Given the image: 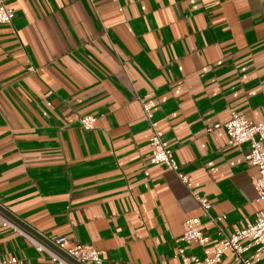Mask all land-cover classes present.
<instances>
[{
	"label": "crops",
	"instance_id": "0c3cea01",
	"mask_svg": "<svg viewBox=\"0 0 264 264\" xmlns=\"http://www.w3.org/2000/svg\"><path fill=\"white\" fill-rule=\"evenodd\" d=\"M2 1L14 17L0 23V206L24 225L0 209V260L77 264L45 240L65 236L102 264H178L179 246L203 256L179 240L186 219H200L210 253L218 227L253 221L258 172L222 125L231 110L264 121V0ZM142 102L189 187L149 162ZM244 258L264 264V251L213 264Z\"/></svg>",
	"mask_w": 264,
	"mask_h": 264
},
{
	"label": "built area",
	"instance_id": "2783aa9c",
	"mask_svg": "<svg viewBox=\"0 0 264 264\" xmlns=\"http://www.w3.org/2000/svg\"><path fill=\"white\" fill-rule=\"evenodd\" d=\"M93 1V0H91ZM117 1V0H112ZM14 17L12 8L7 7L0 0V23L11 24ZM144 115L149 123L151 135L150 143V159L152 164H163L165 167L173 171L178 178L187 186H190L187 175L179 170V165L174 158L173 150L168 146L167 141L163 137V133L159 124L153 118L151 105L142 102ZM229 119L223 123L228 136V144L230 146H240L247 144L248 152L244 154L245 161L256 167L258 175L254 180V188L257 192V199L264 203V121L255 122L249 119L245 113L231 110ZM76 119L80 127L84 130H90L94 127L95 117L92 115H77ZM219 124L213 125L218 127ZM213 127H210L209 130ZM145 174H148L145 171ZM191 195L198 202L200 208L205 215H208L210 202L198 195L196 191H191ZM222 217L211 218L213 222L219 221ZM9 223V222H8ZM218 233L221 235L220 246L214 252L205 248V239L201 230V222L198 217H191L184 221L183 232L179 238L180 241L186 243H196L202 248L203 256L199 257L195 254H187L183 246H179L177 256L178 264H213L225 250H232L238 255L242 254L250 246H256L258 251H264V207L255 213L253 221L241 229H237L230 234H226L220 227ZM49 241L54 243L58 248L81 264H102L101 252L90 244L77 243L69 245L65 236L49 237ZM35 243L41 250L44 246L40 242ZM52 260L55 264H72L63 256L52 253ZM17 262L15 257L0 260V264H14ZM243 264H253L249 259H242ZM126 264H145L138 262H127Z\"/></svg>",
	"mask_w": 264,
	"mask_h": 264
},
{
	"label": "water",
	"instance_id": "95a60500",
	"mask_svg": "<svg viewBox=\"0 0 264 264\" xmlns=\"http://www.w3.org/2000/svg\"><path fill=\"white\" fill-rule=\"evenodd\" d=\"M0 209L3 210L7 215H9L12 219H14L16 222L20 223L21 225H24L17 217H15L14 215H12L11 213H8L5 209H3L1 206H0ZM45 240L50 243L52 246H54V248L59 251L62 255L66 256L68 259L76 262L74 259H72L70 256H68L65 251H63L62 249L58 248L54 243H52L51 241H49L48 239L45 238ZM77 264H81V263H78L76 262Z\"/></svg>",
	"mask_w": 264,
	"mask_h": 264
}]
</instances>
